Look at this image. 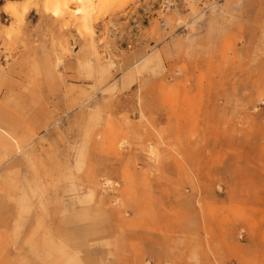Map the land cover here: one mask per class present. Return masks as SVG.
I'll list each match as a JSON object with an SVG mask.
<instances>
[{"label": "rangeland", "instance_id": "obj_1", "mask_svg": "<svg viewBox=\"0 0 264 264\" xmlns=\"http://www.w3.org/2000/svg\"><path fill=\"white\" fill-rule=\"evenodd\" d=\"M69 1L0 0V264H264V0Z\"/></svg>", "mask_w": 264, "mask_h": 264}, {"label": "bare ground", "instance_id": "obj_2", "mask_svg": "<svg viewBox=\"0 0 264 264\" xmlns=\"http://www.w3.org/2000/svg\"><path fill=\"white\" fill-rule=\"evenodd\" d=\"M72 1H75V0H70L67 3L74 4L75 2H72ZM76 3H77V5H75L74 8L72 7L73 12H75V13H83L88 8L87 6H89L90 0H76ZM72 4H70V5H72ZM72 6H74V5H72ZM48 8H50V10L52 11L53 15L56 16V17H61L63 15V13L65 12V10H66V8L64 6L62 7L61 4H59L57 2H53L51 7H48ZM46 10H47V8H46ZM88 12H89V10H88ZM86 13H87V11H86Z\"/></svg>", "mask_w": 264, "mask_h": 264}, {"label": "crops", "instance_id": "obj_3", "mask_svg": "<svg viewBox=\"0 0 264 264\" xmlns=\"http://www.w3.org/2000/svg\"><path fill=\"white\" fill-rule=\"evenodd\" d=\"M139 158H140V154H139Z\"/></svg>", "mask_w": 264, "mask_h": 264}]
</instances>
